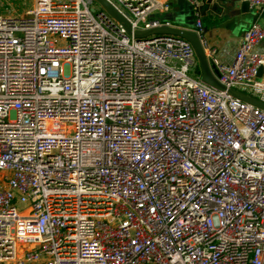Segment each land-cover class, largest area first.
<instances>
[{
  "label": "built area",
  "instance_id": "built-area-1",
  "mask_svg": "<svg viewBox=\"0 0 264 264\" xmlns=\"http://www.w3.org/2000/svg\"><path fill=\"white\" fill-rule=\"evenodd\" d=\"M29 1L0 0V264H264V111L202 82L186 41H138L93 0ZM105 1L132 33L195 32L218 82L264 103L258 22L222 65L197 14Z\"/></svg>",
  "mask_w": 264,
  "mask_h": 264
},
{
  "label": "crops",
  "instance_id": "crops-1",
  "mask_svg": "<svg viewBox=\"0 0 264 264\" xmlns=\"http://www.w3.org/2000/svg\"><path fill=\"white\" fill-rule=\"evenodd\" d=\"M158 1L168 5L169 10L155 15V18L180 26L176 21V17H178L176 10L179 9L177 0ZM201 1L197 0L198 10L197 8L194 9L192 20L195 19V14L200 18L203 30L201 37L207 47L215 50L216 62L229 65L233 61L245 31L252 23L258 22L264 29V12L258 14L250 8L245 11L242 9V1L240 0H211L209 4H207L209 0H204L205 3H201ZM180 27H183V25ZM259 49L264 51V41Z\"/></svg>",
  "mask_w": 264,
  "mask_h": 264
},
{
  "label": "water",
  "instance_id": "water-1",
  "mask_svg": "<svg viewBox=\"0 0 264 264\" xmlns=\"http://www.w3.org/2000/svg\"><path fill=\"white\" fill-rule=\"evenodd\" d=\"M93 1L97 2L112 19H114L117 23H119L128 35H131L138 41L151 40L153 38H160V37H170L188 42L193 48L198 63L200 79L202 80V82H204L206 85H208L209 87H211L216 91L227 92L232 97L237 98L244 103L250 104L264 111V103L257 101L254 98H251L235 90H226L218 82L217 80V78L219 77L218 69L214 64H211L207 60L201 41L195 32L191 30L174 28V27H160L148 31L132 33L128 22L105 0H93ZM207 2H208L207 4H209L211 0ZM201 3H205V1L202 0ZM177 5L179 7V9L176 10V13L178 15V17H176L177 24H180V26L183 25L184 27L192 26V15L194 14V9H196L197 6L193 8L191 5L188 4L186 0H177ZM242 9L245 11L248 10L249 9L248 3L242 2ZM185 15L188 17L186 18ZM260 75H261V70L258 71V77Z\"/></svg>",
  "mask_w": 264,
  "mask_h": 264
},
{
  "label": "rangeland",
  "instance_id": "rangeland-1",
  "mask_svg": "<svg viewBox=\"0 0 264 264\" xmlns=\"http://www.w3.org/2000/svg\"><path fill=\"white\" fill-rule=\"evenodd\" d=\"M12 1V7H10V9H14L15 12L18 15H22L27 9H29L31 7V2L29 0H11ZM8 5V3H7ZM9 6V5H8ZM93 7L97 10H101L102 7L94 1L93 3ZM2 12H0L2 15H6V12L1 10ZM194 22V19L192 20V24ZM192 73V72H191Z\"/></svg>",
  "mask_w": 264,
  "mask_h": 264
},
{
  "label": "bare ground",
  "instance_id": "bare-ground-1",
  "mask_svg": "<svg viewBox=\"0 0 264 264\" xmlns=\"http://www.w3.org/2000/svg\"><path fill=\"white\" fill-rule=\"evenodd\" d=\"M8 5H7V9H10V7H12L13 4L8 2Z\"/></svg>",
  "mask_w": 264,
  "mask_h": 264
}]
</instances>
